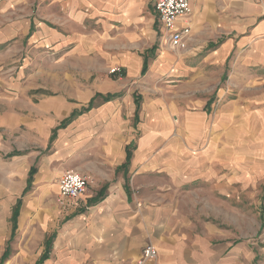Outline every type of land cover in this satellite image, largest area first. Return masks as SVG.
I'll return each mask as SVG.
<instances>
[{
  "label": "crops",
  "instance_id": "0c3cea01",
  "mask_svg": "<svg viewBox=\"0 0 264 264\" xmlns=\"http://www.w3.org/2000/svg\"><path fill=\"white\" fill-rule=\"evenodd\" d=\"M33 1L26 26L0 27L3 51L11 44L28 51L46 48L58 64L73 57L75 65L97 72L121 67L129 82L146 75L158 49L148 77L180 72V58L157 48L156 35L163 38V29L153 4L149 13L150 0ZM185 22L188 45L202 24L210 29L207 73L201 76L211 82L203 109L180 126L186 140L171 177L193 183L198 191L220 188L222 193L228 189L229 160L250 163L233 179L264 177V0H195ZM91 74L73 84L74 90L66 82L64 89L46 87L47 92L33 95L37 101L23 105L25 91L12 77V97L19 100L0 105V242L6 241L0 258L8 250L2 264L16 232L28 226L43 229L34 264H137L147 245L157 256L145 264H243L231 258L235 252L227 237L182 227L191 221L173 218L163 201L141 195L154 177L156 188H164L165 141L175 121L160 108L164 101L142 103L144 117L133 143L138 95L132 96L126 81ZM73 169L88 179L74 200L62 198L57 185L60 175Z\"/></svg>",
  "mask_w": 264,
  "mask_h": 264
},
{
  "label": "rangeland",
  "instance_id": "374dc122",
  "mask_svg": "<svg viewBox=\"0 0 264 264\" xmlns=\"http://www.w3.org/2000/svg\"><path fill=\"white\" fill-rule=\"evenodd\" d=\"M152 4L153 1L150 0L149 13H152ZM35 5L36 2L34 4L33 0H0V27L13 29L26 26L27 23L24 24L23 21L29 17V12ZM199 28L200 30L194 35L190 45L184 50L171 49L163 40L161 32H157V48L165 49L174 54L176 58H180L182 65L178 74L173 76L169 71L156 73L153 78L148 77L151 70L150 65L153 62L151 58L153 56V60L157 58L159 51L157 49L153 52V56L149 54L147 76L139 74L129 82L125 75L110 73L109 70L112 66L106 67L102 72H97L96 67L75 65L73 57L68 58L66 64H58L53 53L46 48L39 51H35L36 49L28 51L16 49L11 44L10 48L3 51L2 45H0V77L8 80L4 83L0 81V105L9 106L12 101L19 100L12 97V92L16 90L12 77L19 81L21 90L25 91L24 96L21 97L23 105L24 102L29 103L30 100L37 101L33 95L38 97L47 89L48 92L61 87L64 89L65 82L68 84L67 89L71 91L75 89L73 84L76 85L78 81L86 82L90 75L93 76L91 73L101 79H105L108 75L115 81H126L130 86L128 91L132 92V96L138 95L139 97L141 111L137 123L134 121V130L132 131V141L135 143L140 134L137 128L141 126L140 123L144 117L142 103L147 99L149 101L161 99L164 103L160 108L168 110L175 120L174 129L165 141L164 188H156L157 179L154 177L150 180L153 185L141 195L148 196L153 203L163 201L167 207L171 208L170 212L173 218L191 221L182 227L192 228L195 232L208 230L215 237H223L222 239L227 237L233 243L235 254L230 256L235 261L238 259L242 260L243 264H264V227L260 230L264 215L261 210L262 206L264 207V177L259 176L253 179L244 176L233 179L235 177L233 175L237 170H241V166L247 169L250 163L228 161V189L222 193L220 188H213L211 193L209 190L198 191V186L192 185L193 183H176L171 177L173 166L175 167L179 162L177 155L180 143L186 140L184 129L181 130L180 126L187 120V117L189 118L193 113L203 109L202 105L205 104L209 96L206 85H209L211 81L206 83L201 74L207 73L203 64L207 53L205 45L208 38L205 33L210 32V29L204 24ZM120 69L124 73L121 67ZM123 93L124 91L120 92L121 95ZM208 114L210 116V113ZM181 127L183 128V126ZM131 147L133 146L131 145ZM174 155H176V159L172 158ZM229 155L232 156L231 152ZM214 169H220V167ZM204 188L205 186L202 187V189ZM55 202H57V197ZM177 223L179 222L177 221ZM42 235L43 229L38 226H28L17 231L15 238L10 242V255L4 264H34L40 253ZM30 236L36 237L40 241H32ZM5 244L6 241L0 242V256Z\"/></svg>",
  "mask_w": 264,
  "mask_h": 264
},
{
  "label": "built area",
  "instance_id": "2783aa9c",
  "mask_svg": "<svg viewBox=\"0 0 264 264\" xmlns=\"http://www.w3.org/2000/svg\"><path fill=\"white\" fill-rule=\"evenodd\" d=\"M195 0H153L158 21L163 29V40L172 49L184 50L189 42L190 28L185 19L191 12V5ZM183 21L181 27L179 23ZM112 74L121 75L120 67H112ZM88 179L81 173L68 170L58 179L59 193L62 198L77 199L86 190ZM157 252L154 246L147 245L141 251L137 264H145L156 258Z\"/></svg>",
  "mask_w": 264,
  "mask_h": 264
},
{
  "label": "trees",
  "instance_id": "16d2710c",
  "mask_svg": "<svg viewBox=\"0 0 264 264\" xmlns=\"http://www.w3.org/2000/svg\"><path fill=\"white\" fill-rule=\"evenodd\" d=\"M146 70H147V60L145 59V62H144L143 68H142V74H144V73L146 72ZM121 75L123 76L124 73L121 72ZM109 97H110V95H108L106 98H109ZM92 105H93V99L88 103L87 108H90ZM84 109H85V108H84ZM76 113H77V112H76ZM73 115H75V112L72 113L71 116H73ZM67 121H69V118L66 119V121H64V122L61 124V126L65 125V123H66ZM52 138H53V136H52ZM127 156H128V158H129V156H130V152H129V151L127 152ZM32 171H33V170H32ZM262 211H263V213H264V209H262ZM14 227H15V225H14ZM263 227H264V215L262 216V221H261L260 230H261ZM7 256H8V250H6V251L4 252V254L2 255V257L0 258V264L3 263V261L7 258ZM43 258H45V255H44L41 259H43ZM41 259H40V260H41Z\"/></svg>",
  "mask_w": 264,
  "mask_h": 264
}]
</instances>
